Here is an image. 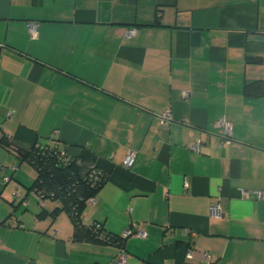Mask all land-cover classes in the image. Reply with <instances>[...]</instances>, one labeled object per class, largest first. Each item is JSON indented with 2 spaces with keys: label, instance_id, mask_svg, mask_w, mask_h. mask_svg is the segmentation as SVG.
Instances as JSON below:
<instances>
[{
  "label": "crops",
  "instance_id": "crops-1",
  "mask_svg": "<svg viewBox=\"0 0 264 264\" xmlns=\"http://www.w3.org/2000/svg\"><path fill=\"white\" fill-rule=\"evenodd\" d=\"M258 79L264 0H0V264H117L120 247L123 264H264ZM45 143L106 174L83 224L146 235L76 240L59 200L24 203L15 152Z\"/></svg>",
  "mask_w": 264,
  "mask_h": 264
},
{
  "label": "trees",
  "instance_id": "trees-1",
  "mask_svg": "<svg viewBox=\"0 0 264 264\" xmlns=\"http://www.w3.org/2000/svg\"><path fill=\"white\" fill-rule=\"evenodd\" d=\"M243 91L248 96L264 94V79L244 84ZM0 144L9 147V141L4 135L0 136ZM15 153L20 161L29 162L36 170L35 180L29 189H33L39 199L59 200L61 207L54 209L51 214L55 215L59 210L67 213L74 226V239L122 245V234L108 231L101 222L98 226L95 222L85 225L81 220L86 200L95 197L106 174L92 167L85 175H81V159L70 156L58 145L35 144L29 149L18 148ZM93 170L97 172V178L90 174Z\"/></svg>",
  "mask_w": 264,
  "mask_h": 264
},
{
  "label": "built area",
  "instance_id": "built-area-1",
  "mask_svg": "<svg viewBox=\"0 0 264 264\" xmlns=\"http://www.w3.org/2000/svg\"><path fill=\"white\" fill-rule=\"evenodd\" d=\"M31 29H33V26H31ZM132 31L133 30H130V32H132ZM170 120H171V115H170L169 111H166V112L159 114V121L162 125L167 124ZM216 124L224 129V135L225 136H229L231 134V123L230 122H228L224 118H221V119L217 120ZM200 143H201V141L198 138L195 141L188 143L187 147L190 149H193L195 151H198L200 148ZM61 154L64 155V152H62ZM135 155H136V150H134L132 148H128V150L125 154V157L123 159V165L126 167H130L134 162ZM13 169H15V168L13 167ZM2 172H3L2 178L4 179V181H7L9 179V176L6 175L3 170H2ZM90 174L92 176H94V178L98 177L97 172L94 170L92 172H90ZM255 194H256L257 198L264 199V190H255ZM94 201H95L94 197H89L86 200V203L88 204V203H92ZM210 213L212 215H219L220 214V209H219L218 204L214 203L210 206ZM95 223H96V226H98L100 224L99 222H95ZM134 227H135V224H134ZM134 227L126 229L122 234L123 237H125L127 235H136V236H145L146 235L144 230H142L140 228H134ZM204 255L206 256L207 259L209 258V255L206 254L205 252H204ZM185 257H186L187 261H189V260L191 261L194 257L193 250L188 249ZM126 258H127L126 252L123 250L122 247H120V249H119V251L115 257V262L117 264H123L126 261ZM140 264H147V263L141 262Z\"/></svg>",
  "mask_w": 264,
  "mask_h": 264
},
{
  "label": "rangeland",
  "instance_id": "rangeland-1",
  "mask_svg": "<svg viewBox=\"0 0 264 264\" xmlns=\"http://www.w3.org/2000/svg\"><path fill=\"white\" fill-rule=\"evenodd\" d=\"M24 168L28 170H23ZM13 173L18 174V176L20 177H17V180L12 179L9 186H12L18 195L22 196L26 192L27 196L26 198H24V203L29 202L33 197L35 198L33 191H30V189H28V184L30 183V164L27 162L21 163L19 166H17V171ZM16 187H18L19 189H17Z\"/></svg>",
  "mask_w": 264,
  "mask_h": 264
}]
</instances>
